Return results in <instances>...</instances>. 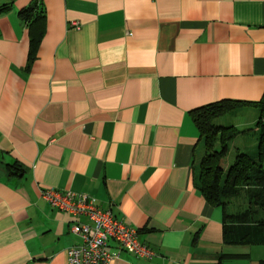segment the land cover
I'll list each match as a JSON object with an SVG mask.
<instances>
[{"label": "crops", "instance_id": "crops-1", "mask_svg": "<svg viewBox=\"0 0 264 264\" xmlns=\"http://www.w3.org/2000/svg\"><path fill=\"white\" fill-rule=\"evenodd\" d=\"M34 2L46 32L30 64L20 12ZM263 99L264 0H12L0 14V264H68L76 218L47 189L90 195L155 253L110 264H264V244L227 234L223 209L196 187L192 115ZM229 115L216 125L242 133L226 171L257 135L259 109Z\"/></svg>", "mask_w": 264, "mask_h": 264}, {"label": "trees", "instance_id": "trees-1", "mask_svg": "<svg viewBox=\"0 0 264 264\" xmlns=\"http://www.w3.org/2000/svg\"><path fill=\"white\" fill-rule=\"evenodd\" d=\"M0 14L9 10L12 0L2 3ZM26 22L30 36L28 63L37 58L39 46L46 32V14L39 2H34L20 12ZM244 104L259 109L256 123L258 149L255 154L239 152L233 164L225 170V159L231 142L242 131L234 127L216 125L215 121ZM200 131L204 146V157L196 172V187L205 200L215 208H222L229 222L227 234L231 228L243 231L237 234L241 240L253 244H264V99L256 103L224 100L218 101L192 112ZM9 169H13L9 166ZM13 173V172H12ZM245 198L247 207L230 214L228 208L235 199ZM241 211V212H240Z\"/></svg>", "mask_w": 264, "mask_h": 264}, {"label": "built area", "instance_id": "built-area-1", "mask_svg": "<svg viewBox=\"0 0 264 264\" xmlns=\"http://www.w3.org/2000/svg\"><path fill=\"white\" fill-rule=\"evenodd\" d=\"M43 196L53 208L76 218L70 233L81 242L68 248V264H110L123 252L148 261L155 257L154 251L140 242L135 228L119 220L111 210L98 207L90 195L47 189ZM80 217L88 222L77 221ZM112 242L118 247L115 253L110 251Z\"/></svg>", "mask_w": 264, "mask_h": 264}, {"label": "rangeland", "instance_id": "rangeland-1", "mask_svg": "<svg viewBox=\"0 0 264 264\" xmlns=\"http://www.w3.org/2000/svg\"><path fill=\"white\" fill-rule=\"evenodd\" d=\"M230 119L232 120V117L230 115L221 117L216 120V123L225 124L228 123ZM237 144L241 146L242 150L243 148H245L246 153L254 154V152H256L258 149V144H259L258 135L252 136L251 134H248L245 140L239 141ZM254 147H256V149H254ZM246 207H247V202L245 198H241V199L233 200L231 205L229 206V209L231 211L233 210L237 211V210L245 209Z\"/></svg>", "mask_w": 264, "mask_h": 264}]
</instances>
